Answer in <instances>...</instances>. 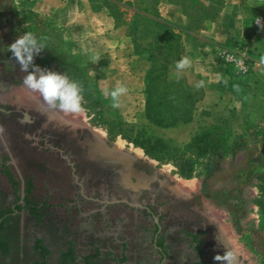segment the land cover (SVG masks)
Returning a JSON list of instances; mask_svg holds the SVG:
<instances>
[{"label": "rangeland", "instance_id": "rangeland-1", "mask_svg": "<svg viewBox=\"0 0 264 264\" xmlns=\"http://www.w3.org/2000/svg\"><path fill=\"white\" fill-rule=\"evenodd\" d=\"M208 2L204 3L212 17L224 0ZM244 5L252 9L249 0ZM109 7L119 20L130 16L120 5ZM172 9L182 15L180 5ZM140 30L144 37L138 50L149 52L157 75L151 89L152 114L173 126L123 122L87 80L81 54H71L65 43H56L36 24L24 33L48 39L34 64L65 73L83 86L84 111L68 114L50 109L38 93L23 86L27 73L20 71L8 50L12 43H7L6 31L0 32V79L10 83L9 91L0 95V108L9 110L0 111V162L10 159L22 173L9 176L0 168L4 221L0 242L9 241V252H0V264H158L160 257L150 243L155 227L145 212L123 203L98 212L97 202L78 195L77 183L83 184L87 197L127 198L150 205L156 219L161 216L162 232L168 236L164 264H200L202 249L206 250L202 264H217L213 257L224 254L223 246L234 251L238 264H264V119L251 120L253 127L235 129L211 112H194L204 85L189 84L188 68L175 67L184 50L183 34L171 43L164 38L158 43L155 28L140 24ZM199 31L190 33L194 43H204L196 37ZM166 91L168 97L158 99ZM194 117L202 123L196 134L221 127L224 145L206 153L186 150L177 159L159 161L133 143L167 137V131L184 141L195 128L184 127L183 121ZM66 156L74 162L77 181L70 175ZM199 232L205 235L198 246L190 235Z\"/></svg>", "mask_w": 264, "mask_h": 264}, {"label": "crops", "instance_id": "crops-1", "mask_svg": "<svg viewBox=\"0 0 264 264\" xmlns=\"http://www.w3.org/2000/svg\"><path fill=\"white\" fill-rule=\"evenodd\" d=\"M136 1H117L125 12H130L129 18L122 21L109 7L116 0H0V32L6 31L7 43H13L15 40L11 38L37 24L56 43H65L71 54H81L87 78L95 84L106 105L123 122L138 126L142 120L149 122L146 92L152 62L149 52L138 50L139 44L130 33L137 12ZM172 6L166 1L159 3L160 17L179 27L185 26V16L175 13ZM250 12L244 0H224L216 18L196 35L204 43H194L193 35L182 33L184 50L180 59L188 57L191 61L189 84L202 81L204 85L194 112H211L228 120L235 129L253 127L251 120L264 119V28L250 27ZM231 47L247 52L252 64L250 74L233 94L223 86L230 71L219 60V52ZM120 85L128 91L119 97V107H113L109 93ZM186 123L184 127L195 129L187 133L184 141L172 131L161 138L172 140L178 146L188 144L202 123L196 117ZM103 156L106 158L107 154Z\"/></svg>", "mask_w": 264, "mask_h": 264}, {"label": "trees", "instance_id": "trees-1", "mask_svg": "<svg viewBox=\"0 0 264 264\" xmlns=\"http://www.w3.org/2000/svg\"><path fill=\"white\" fill-rule=\"evenodd\" d=\"M116 3H110L112 5L117 4ZM162 1H166L169 4L172 5H180L182 7V15L186 18V25L185 26H177L171 22L165 21L160 17L159 11L157 8V5L161 3ZM205 3H209L208 0L204 1ZM200 0H138L136 1V9L137 12L135 13V17L132 20L131 24V34L135 40L136 43L140 42V38L144 37L143 33H141L140 30V24H144L146 28H155L157 30L156 37L154 40H158V43L162 40V38L167 39L168 43H171V41H174L180 33H191L193 29H201V25H205L207 22L212 21L216 18L219 11L212 15L209 12L208 4L205 5V3ZM134 4V5H135ZM130 6H134L133 4H129ZM223 5V4H222ZM221 5V7H222ZM135 7V6H134ZM152 8V10H151ZM221 9V8H220ZM203 23V24H202ZM147 32H145L146 36ZM141 43V42H140ZM156 43V42H155ZM227 68V67H226ZM155 64L152 66V69L150 70V74L147 79V92H146V117L149 120L150 123L154 125H162L164 127L173 126L169 122H167L164 117H156L152 114L151 111V99L153 97V94H151V89H153V85L157 81V75L154 73ZM230 72L227 76V78L223 81V86L226 88L227 91L230 93H235L238 89V87L243 82L244 78H237L231 69L227 68ZM89 82H91L96 91L97 88L95 84L87 79ZM98 92V91H97ZM168 92L161 93V95L158 97V99H164L167 98L169 94ZM99 94V93H98ZM100 95V94H99ZM101 96V95H100ZM102 98V97H101ZM104 100V99H103ZM158 108V104L154 105V110ZM159 112V109H158ZM223 125L226 124L227 120L224 119ZM190 121V118L187 119L185 122ZM221 127L215 128L211 131H205L204 133L196 134L191 142L188 144H185L183 148H179L177 145L172 146L169 142L165 141L162 138H154V137H148L146 139V143H136L134 144L138 145L141 144L142 147L145 150V153L149 155L150 157L156 159V160H174L180 157V153L188 150V151H195L198 153H206L210 150H214L217 148H220L224 145L225 140L224 133L220 130ZM260 179V178H259ZM39 209L35 207L33 209L34 212H37ZM4 221L0 222V229L3 228ZM155 231L151 238V245L153 250L159 255V262L158 264H164L168 259V250L165 248L164 243L167 241V234L162 233L161 236L157 237L156 234L158 232V225H155ZM127 243L123 245L125 248ZM200 243L198 244V246ZM42 249L41 246H38ZM0 252L3 254H7L9 252V241L6 239L2 240L0 242Z\"/></svg>", "mask_w": 264, "mask_h": 264}, {"label": "clouds", "instance_id": "clouds-1", "mask_svg": "<svg viewBox=\"0 0 264 264\" xmlns=\"http://www.w3.org/2000/svg\"><path fill=\"white\" fill-rule=\"evenodd\" d=\"M255 22L259 27L264 28L259 18H256ZM47 39L46 36H41L38 39L34 33L27 32L9 45L8 50L19 64L20 71L27 73L22 81L26 90L38 93L50 109H58L68 114H78L84 111L83 86L77 81L70 80L65 73L61 74L40 68L34 64V58L45 50ZM96 60L98 62L99 57H96ZM190 66L191 61L188 57L181 58L175 64L177 71H182ZM30 68L31 71H29ZM127 91L124 85H120L109 93L113 107H119V97L126 94ZM216 239L220 243L218 236ZM223 247L225 248L224 254L215 255L214 261L217 264H238V258L234 251L231 248Z\"/></svg>", "mask_w": 264, "mask_h": 264}, {"label": "flooded vegetation", "instance_id": "flooded-vegetation-1", "mask_svg": "<svg viewBox=\"0 0 264 264\" xmlns=\"http://www.w3.org/2000/svg\"><path fill=\"white\" fill-rule=\"evenodd\" d=\"M10 89V83L7 81V80H3V79H0V95H3L6 91H9ZM3 106V105H2ZM7 108H11V105H9L7 103ZM0 111L2 112H5L7 113L8 111H5L3 110V108H0ZM3 137V136H2ZM61 157H64L65 155L63 154V152H60L59 153ZM11 156H7V158L9 159ZM66 162H67V165H69V172H70V175L71 177L74 179V181H77L78 179V175L76 173V168L74 166V162L73 160L70 158V156H66ZM12 165V166H11ZM0 168L4 169L7 171V174L9 176H22V173L19 169V167H15L14 166V163L13 164H10V159L7 161V162H0ZM11 169V171H10ZM10 171V172H9ZM77 176V177H75ZM20 182L23 180H19ZM76 183V182H75ZM81 183V182H80ZM24 184V183H22ZM76 187L79 189L78 191V195L81 196V197H86V199H88L90 202H97L98 205L100 206L99 208H97V211L100 212L102 210V208L105 206V207H109V206H113V205H116V204H111V205H105L102 201H104L106 199V197H96L95 195H91V196H85L84 194V186L83 184H75ZM24 198V195H23V192L21 194V199ZM124 204V203H123ZM144 207L143 208H136V210L139 212V211H144L145 214H146V220H151V222L155 225H158V232L156 234L157 237L161 236L162 235V225L160 223V217H158L157 221H155V219L157 218L158 215H156L155 211H153V208L150 206V205H144L142 204ZM2 219L3 217H1L0 219V222H2ZM183 233V235H185V237H188L189 235L187 234V232H184V231H181ZM204 232H199V233H192L190 236L193 238V240L195 242H197L198 244L200 243L203 244L204 240H201L202 236H204ZM167 236V235H166ZM167 241H168V236H167ZM166 241V242H167ZM168 244V243H166ZM205 253H206V250L205 249H202L201 250V253H200V256H201V261H203L204 257H205ZM200 261V264H202V262Z\"/></svg>", "mask_w": 264, "mask_h": 264}, {"label": "built area", "instance_id": "built-area-1", "mask_svg": "<svg viewBox=\"0 0 264 264\" xmlns=\"http://www.w3.org/2000/svg\"><path fill=\"white\" fill-rule=\"evenodd\" d=\"M252 4L250 12L251 25L253 29H259L255 20L259 18L260 23L264 25V0H249ZM221 63L232 70L237 78H246L252 69L251 58L249 54L238 47L225 48L219 52Z\"/></svg>", "mask_w": 264, "mask_h": 264}, {"label": "water", "instance_id": "water-1", "mask_svg": "<svg viewBox=\"0 0 264 264\" xmlns=\"http://www.w3.org/2000/svg\"><path fill=\"white\" fill-rule=\"evenodd\" d=\"M77 177V176H75ZM133 199V198H132ZM105 205H111V204H126L130 207L133 208H143L144 206L141 203L138 202H132L130 200H128L127 198H116L113 197L112 199H108L106 198L104 201H102ZM105 207V206H104ZM155 221H157V219H155Z\"/></svg>", "mask_w": 264, "mask_h": 264}, {"label": "bare ground", "instance_id": "bare-ground-1", "mask_svg": "<svg viewBox=\"0 0 264 264\" xmlns=\"http://www.w3.org/2000/svg\"><path fill=\"white\" fill-rule=\"evenodd\" d=\"M125 179V178H124ZM123 179V180H124ZM128 180V179H127ZM122 181V180H121ZM124 182H126L125 184L127 185V184H129V182L128 181H126V180H124ZM131 184V183H130ZM135 188H137L136 186H135Z\"/></svg>", "mask_w": 264, "mask_h": 264}]
</instances>
